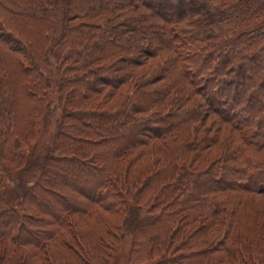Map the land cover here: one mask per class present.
Returning <instances> with one entry per match:
<instances>
[{
  "label": "trees",
  "instance_id": "16d2710c",
  "mask_svg": "<svg viewBox=\"0 0 264 264\" xmlns=\"http://www.w3.org/2000/svg\"><path fill=\"white\" fill-rule=\"evenodd\" d=\"M55 110L0 264H264V0H0L1 165Z\"/></svg>",
  "mask_w": 264,
  "mask_h": 264
},
{
  "label": "rangeland",
  "instance_id": "374dc122",
  "mask_svg": "<svg viewBox=\"0 0 264 264\" xmlns=\"http://www.w3.org/2000/svg\"><path fill=\"white\" fill-rule=\"evenodd\" d=\"M51 98H55V90L52 88ZM54 105V101L52 107ZM59 111L55 110L50 117L43 124H38L33 128L28 142L23 146L21 153L27 156V163L23 161L21 165L16 168L15 165H1L0 162V213L11 207H15L19 202L23 193L35 182L37 172L31 169L26 172L29 161H32L39 154H43L45 149L50 146L56 119L59 116ZM25 159V158H24ZM1 161V157H0ZM131 251L130 237L125 236L115 250L110 264H135L129 262V255ZM146 264V263H138Z\"/></svg>",
  "mask_w": 264,
  "mask_h": 264
}]
</instances>
